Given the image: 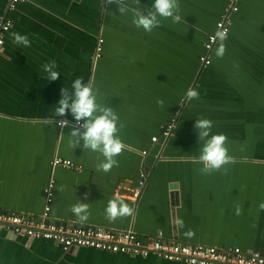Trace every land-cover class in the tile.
I'll list each match as a JSON object with an SVG mask.
<instances>
[{
	"label": "crops",
	"instance_id": "crops-1",
	"mask_svg": "<svg viewBox=\"0 0 264 264\" xmlns=\"http://www.w3.org/2000/svg\"><path fill=\"white\" fill-rule=\"evenodd\" d=\"M226 1L177 0L181 21L158 16L160 26L145 32L131 11L120 14L109 0H25L9 12L8 1L0 0V21L11 20L0 55V211L39 217L43 190L54 180L49 219L56 223L132 231L146 241L238 247L264 257V0H238L229 35L215 45L224 44L228 61L201 68L198 56ZM153 3L127 0L144 14ZM208 6L214 14L204 15ZM13 32L28 35L31 46L14 44ZM50 61L60 73L55 81L42 69ZM192 71H199L197 82L207 73L193 88ZM78 77L119 117L117 135L126 147L107 173L98 170L99 153L83 149L82 141L70 146L69 133L80 127L71 114H56L61 89L71 95ZM189 89L198 98L185 99ZM174 116V131L180 125L186 135L164 139L162 128ZM200 118L213 122L210 135L227 136L231 161L219 170L205 172L199 161L204 141L194 124ZM61 120L68 125L60 128ZM54 158L74 168H53ZM110 200L123 201L132 213L110 218ZM77 201L88 203L87 221L72 213ZM0 264L181 263L153 254L65 251L4 231Z\"/></svg>",
	"mask_w": 264,
	"mask_h": 264
},
{
	"label": "built area",
	"instance_id": "built-area-1",
	"mask_svg": "<svg viewBox=\"0 0 264 264\" xmlns=\"http://www.w3.org/2000/svg\"><path fill=\"white\" fill-rule=\"evenodd\" d=\"M8 12L14 10L18 4L25 0H7ZM239 10L238 0H227L219 18L214 24L213 33L207 34L203 43L204 53L198 56L201 68L211 64V53L214 45L219 40L217 32L229 35L232 16ZM11 27V20L3 18L0 21V55L4 47V36ZM102 39L97 40L95 57H99ZM59 123V122H58ZM177 123L174 116L162 128L161 135L164 139L170 137ZM82 123H76L80 126ZM157 142V138L151 139ZM145 154V152H143ZM53 168L62 167L73 169L74 164L67 159L54 158L51 162ZM54 180L45 186L44 206L39 217L27 216L15 212L0 211V233L7 231L16 237H25L46 240L55 243L63 250L88 248L103 253L123 254L129 256L147 257L150 254L173 263L181 264H264V257L258 253L244 252L238 247L217 248L202 244H185L180 242H165L158 238L144 240L132 231L117 232L96 226H87L76 223H56L49 219L51 205L54 197ZM140 185L142 182L139 183ZM138 193L134 194L137 197Z\"/></svg>",
	"mask_w": 264,
	"mask_h": 264
},
{
	"label": "clouds",
	"instance_id": "clouds-1",
	"mask_svg": "<svg viewBox=\"0 0 264 264\" xmlns=\"http://www.w3.org/2000/svg\"><path fill=\"white\" fill-rule=\"evenodd\" d=\"M110 3H115L118 6V12L124 14L131 11L133 16V24L138 28H143L145 32H151L153 28L160 26V18H171L173 23L181 21L179 13V5L177 0H154L152 9L144 14V12L137 7L129 8L127 0H109ZM138 2V0H137ZM14 44L22 45L27 48L31 46V41L28 35H22L17 32L10 34ZM216 37L222 42L226 39L225 32H217ZM2 43V41H0ZM225 51L224 44L221 43L216 55L222 56ZM57 64L55 61H50L42 65V69L47 73V80L55 81L60 77V73L56 71ZM73 90L70 95L65 88L61 89V99L56 108L58 117H64L70 113L73 119L80 124V127L74 128L69 133V144L75 147L80 145L86 150H91L94 153H99L103 160L97 166L98 170L109 172L114 166H118L115 157L119 155L126 145L117 135V123L119 117L111 107H106L104 104L98 103V93L93 90L91 84H85L82 77L76 78L71 85ZM186 95L191 99H196L199 93L194 89H189ZM158 104H163L162 100L157 101ZM68 125L67 120H61L58 123L60 128ZM123 127V125H121ZM194 128L198 130L199 140L204 141L199 156V161L205 166L204 171L219 170L222 166L231 161L228 154V149L225 147L227 136L225 134L210 135L213 128V122L207 118H200L195 121ZM82 129V130H81ZM87 199V194H85ZM261 210H264V203L259 205ZM72 213L77 217L78 222L87 221L89 217L88 203H81L77 201L71 208ZM110 218L118 216L130 215L132 209L123 201L110 200L106 209ZM236 214H240V208L237 206ZM176 225L180 228L184 227L183 219L177 218ZM192 235V232L187 233Z\"/></svg>",
	"mask_w": 264,
	"mask_h": 264
},
{
	"label": "rangeland",
	"instance_id": "rangeland-1",
	"mask_svg": "<svg viewBox=\"0 0 264 264\" xmlns=\"http://www.w3.org/2000/svg\"><path fill=\"white\" fill-rule=\"evenodd\" d=\"M214 9V8H213ZM215 12H211V10H210V8H209V6H208V10H207V12H204V15H206V14H214ZM205 72L207 71V70H204ZM205 72H202V73H200L201 74V79H203L205 76H206V74L207 73H205ZM198 73H199V71H192V75H191V88H193V85H195V86H197V85H200V82H201V79H199L198 80V82H197V79H198ZM186 95V94H185ZM186 97H187V95L184 97L185 99H186ZM183 98V99H184ZM183 99L181 100V102L179 103L180 105H178V107H181L184 103H183ZM181 109V108H180ZM177 110V109H176ZM174 133L173 134H175L176 135V133H179L178 135H177V138L178 137H180V133H182L183 134V136H185L186 134H184L183 132H184V130L181 128V126L179 125L177 128H176V130L175 131H173ZM185 141H187V140H185Z\"/></svg>",
	"mask_w": 264,
	"mask_h": 264
},
{
	"label": "trees",
	"instance_id": "trees-1",
	"mask_svg": "<svg viewBox=\"0 0 264 264\" xmlns=\"http://www.w3.org/2000/svg\"><path fill=\"white\" fill-rule=\"evenodd\" d=\"M211 33H213V32H211ZM209 34H210V33H209ZM215 45H216V44H215ZM215 45H214L213 52L211 53V60H212V64H211V65H212V66H211V65H210V66H211L212 68H213V64H214L215 62L217 63V62H220V61H221L222 63H226V62L228 61V60L226 59L227 56H228V54H227L226 56L223 54L222 56H219V57L216 55L219 46L216 47ZM215 47H216V49H215ZM202 49H203V53H204V48L202 47ZM200 55H201V54H200ZM221 62H220V63H221Z\"/></svg>",
	"mask_w": 264,
	"mask_h": 264
}]
</instances>
